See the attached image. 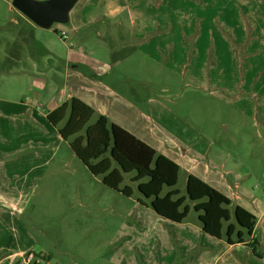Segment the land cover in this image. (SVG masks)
<instances>
[{
    "label": "crops",
    "instance_id": "obj_1",
    "mask_svg": "<svg viewBox=\"0 0 264 264\" xmlns=\"http://www.w3.org/2000/svg\"><path fill=\"white\" fill-rule=\"evenodd\" d=\"M98 2L94 8H120L114 17L94 15L89 20L108 21L120 46L97 48L93 56L77 49L60 63L44 64L41 55L55 52L32 46L31 23L19 12L10 23L12 45L22 34L29 44L9 46L5 53L12 50L16 56L5 57L8 68L0 67L18 79L22 89L15 100H0V223L11 229L20 222L21 196L15 202L5 195L16 166L20 177L41 180L62 146L70 155L63 154L60 162L75 160L87 172L81 178L101 183L47 120L50 112L76 98L95 116L106 117L174 162L179 167L177 186L184 177L183 194L176 186L180 197L192 176L228 198L231 214L240 207L256 219L250 238L228 244L224 236L216 239L202 231L190 202H185L190 208L185 220L174 223L157 215L147 200L138 199L126 211L114 209L116 220H123L112 224L109 252L101 264H264V0ZM77 29L80 33L81 27ZM182 88H189L186 100ZM217 105L227 108L225 115L222 110L212 113ZM210 116L217 120L198 123V117ZM227 116L237 119L231 133L224 122ZM133 117L139 124L130 122ZM250 181L259 184L251 187ZM100 187L110 190L102 183ZM124 188L130 196L110 191L131 200L133 188ZM81 195L78 206L87 221L81 228L106 227L101 213L108 207L88 191ZM16 239L0 236V264H29L27 254L42 255L39 264H57L47 246L31 238ZM254 242L256 254L248 246ZM64 264L79 263L67 255Z\"/></svg>",
    "mask_w": 264,
    "mask_h": 264
},
{
    "label": "rangeland",
    "instance_id": "obj_2",
    "mask_svg": "<svg viewBox=\"0 0 264 264\" xmlns=\"http://www.w3.org/2000/svg\"><path fill=\"white\" fill-rule=\"evenodd\" d=\"M11 3L12 0L0 1V67L5 65L6 68H8V65H6L8 60L5 57L12 58V56H16L12 50L7 54L5 53L9 46L12 45L11 42H13L11 30H9L10 23L19 15L12 8ZM9 4L11 10H9ZM98 5V0H78L69 13V22L67 24H54L47 30L31 24L32 46L41 49L47 47L55 52V56L49 54L41 55L40 62L44 64L51 62L60 63L61 60L66 58L68 52L76 51L77 49H80L79 52L81 54L90 56L97 48L103 46L119 47L120 44L113 37L114 30L110 28L108 21L105 20V23L99 22L97 24L89 21L94 15H105L106 5L103 6L102 4L100 8L98 7L99 9L94 8V6ZM94 9H97L96 12ZM86 24L88 25L86 26ZM78 27H81L80 33L77 29ZM99 33L103 34V39L98 36ZM63 34L66 35L65 39L62 38ZM27 35L29 36V34ZM26 44L29 43L25 34H22L18 36L17 42L12 47L15 48L17 45L23 46ZM135 64L136 61L134 60L132 68ZM133 73H136V71ZM18 85L19 82L15 76L5 75L0 69V100H15L22 92L21 87ZM182 90H184V99H188L189 88H182ZM135 103L138 106H142L140 101H135ZM217 106V108H213L212 113L222 110L221 112L225 115L227 108L220 105ZM179 111L182 113L181 110ZM180 112L179 114H181ZM95 120L96 116L92 118L89 124H93ZM117 120L122 121L124 119ZM129 120L131 123L139 124L136 117ZM197 120L199 121L198 123H201V121L207 123L216 121L217 118L213 116L208 118L198 117ZM236 121L237 119L232 116L230 118L227 116L224 119V122L231 129L230 133L232 130H236ZM246 128H249V124L246 125ZM241 132L238 130V133ZM69 151L66 146H62L55 158V164L49 168L41 180L36 182H30L23 176L20 177L18 171L21 170L16 166L17 172L13 176L14 178H8L7 186L9 189L5 186L7 190L5 195H7V201H12L14 197L13 200L15 202L17 195L21 196L17 210L20 222L11 229L0 223V236L8 239L21 238L22 241L31 238L39 245L47 246L48 254L55 257L57 264H64L67 255L75 258L79 264V260H81V264H101L102 257L109 252L107 249L114 233L112 226L116 220L113 214L114 209L126 211L128 208L136 206L138 199L143 198L137 192V184L130 181L132 175H125L121 184V188L127 185L133 188L134 195L131 200H126V198L116 192L104 190V188L101 189V183L99 182L98 184V180L95 182L91 178H81L87 172L81 168L82 166L78 162L70 160L66 165L60 162L63 154L67 153L68 156L70 155ZM65 156L67 157V155ZM183 179L184 177L181 175L177 186V189L182 194L184 193ZM258 184L257 182H248L251 187ZM83 191L90 192V196H94L95 200L99 199L102 201L103 206L108 207L107 212L101 213L102 223L106 224V227L102 226L101 229H96V227L85 226L81 228V223L87 222L81 217V207L78 206L81 204ZM90 200L92 199H86V202L89 203ZM2 206L4 205L0 204V207ZM191 215H194V212L191 211ZM122 220L119 217L118 221H116L120 222ZM92 258L96 259V261H92Z\"/></svg>",
    "mask_w": 264,
    "mask_h": 264
},
{
    "label": "trees",
    "instance_id": "obj_3",
    "mask_svg": "<svg viewBox=\"0 0 264 264\" xmlns=\"http://www.w3.org/2000/svg\"><path fill=\"white\" fill-rule=\"evenodd\" d=\"M94 116L92 108L71 98L50 112L47 120L103 186L130 196L126 188L121 189V184L125 175H132L130 181L137 184V192L160 217L181 223L190 210L185 205L188 201L198 214L204 233L216 239L224 236L228 244H232L231 239L242 244L251 237L255 217L240 207L234 208L231 214L228 198L192 176L186 181L185 196L180 197L176 189L179 167L174 162L104 116H96L95 122L89 124ZM166 189L169 191L163 195ZM256 245V242L248 245L254 254ZM40 259L44 257L34 254L29 264H39Z\"/></svg>",
    "mask_w": 264,
    "mask_h": 264
},
{
    "label": "water",
    "instance_id": "obj_4",
    "mask_svg": "<svg viewBox=\"0 0 264 264\" xmlns=\"http://www.w3.org/2000/svg\"><path fill=\"white\" fill-rule=\"evenodd\" d=\"M78 0H12V7L31 24L41 29H50L54 24L65 25L69 13Z\"/></svg>",
    "mask_w": 264,
    "mask_h": 264
},
{
    "label": "clouds",
    "instance_id": "obj_5",
    "mask_svg": "<svg viewBox=\"0 0 264 264\" xmlns=\"http://www.w3.org/2000/svg\"><path fill=\"white\" fill-rule=\"evenodd\" d=\"M119 12H120V8L118 6H116L115 4H109L106 7L104 14L109 17H114L117 14H119Z\"/></svg>",
    "mask_w": 264,
    "mask_h": 264
},
{
    "label": "built area",
    "instance_id": "obj_6",
    "mask_svg": "<svg viewBox=\"0 0 264 264\" xmlns=\"http://www.w3.org/2000/svg\"><path fill=\"white\" fill-rule=\"evenodd\" d=\"M62 38L65 39L66 35L63 34ZM32 258H33L32 256H29L27 259V263H29L32 260Z\"/></svg>",
    "mask_w": 264,
    "mask_h": 264
}]
</instances>
